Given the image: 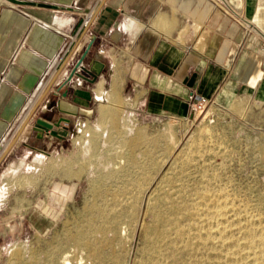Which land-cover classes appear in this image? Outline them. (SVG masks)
<instances>
[{"label": "crops", "instance_id": "0c3cea01", "mask_svg": "<svg viewBox=\"0 0 264 264\" xmlns=\"http://www.w3.org/2000/svg\"><path fill=\"white\" fill-rule=\"evenodd\" d=\"M261 33L263 0H0V137L24 117L30 99L36 108L6 157L20 146L45 152L72 145L100 107L105 119L109 107L138 119L140 112L148 119L192 117L191 93L262 126ZM92 36L86 60H102L101 75L95 83L74 78L55 95ZM60 98L80 112H59ZM62 115L71 121L57 129L61 138L48 130L38 137L37 118Z\"/></svg>", "mask_w": 264, "mask_h": 264}, {"label": "rangeland", "instance_id": "374dc122", "mask_svg": "<svg viewBox=\"0 0 264 264\" xmlns=\"http://www.w3.org/2000/svg\"><path fill=\"white\" fill-rule=\"evenodd\" d=\"M109 108L108 118L100 107L91 124L76 130L72 145L54 144L45 152L20 146L0 159V191L5 185L9 189L0 205V264H33L37 255L45 261L54 249L70 246L88 206L102 202L99 193L110 196L109 189L135 178L144 188L134 189L135 216L121 224L122 237L114 246L119 262L106 246L91 264H153L146 250V228L154 219L148 209L151 192L162 186L191 193L207 188L238 206L241 218L264 225V125L213 104L182 120L148 119L142 112L138 119ZM121 158L128 160L120 165ZM67 162L78 176L64 175ZM92 175H101L96 188ZM151 203L156 211H166L160 200ZM165 256L160 264H186L180 256L188 257Z\"/></svg>", "mask_w": 264, "mask_h": 264}, {"label": "bare ground", "instance_id": "6f19581e", "mask_svg": "<svg viewBox=\"0 0 264 264\" xmlns=\"http://www.w3.org/2000/svg\"><path fill=\"white\" fill-rule=\"evenodd\" d=\"M126 160L121 158L118 164ZM69 163L64 168V175L78 176L76 174L80 172L71 170ZM11 172L16 171L13 169ZM124 173L119 174L122 179L127 177ZM98 177L91 179L93 183ZM131 180V183L124 181L109 189L110 196L106 192L99 193L102 202H93L88 206L84 223L78 225L70 236V246L54 249L45 261L38 255L32 257L33 264H91V261L102 256L100 248L106 246L111 249L108 254L110 258L118 261L120 252L114 246L122 237L119 233L121 224L135 216V202L132 200L134 189L144 188L140 186L142 182L138 178ZM24 181L29 183L30 177L25 176ZM95 184L94 188L97 187ZM8 190L6 185L2 187L0 205L6 200ZM156 190L150 191V200L163 202L166 211H156L149 202L151 208L148 211L153 213L154 219L146 228V250L153 264H160L162 257L175 255L176 252L188 256H180V261L186 264H264V225L255 219L241 218V209L225 196L207 188L197 189L195 193L188 192L182 186H162L160 191ZM185 221L188 223L184 224Z\"/></svg>", "mask_w": 264, "mask_h": 264}, {"label": "water", "instance_id": "95a60500", "mask_svg": "<svg viewBox=\"0 0 264 264\" xmlns=\"http://www.w3.org/2000/svg\"><path fill=\"white\" fill-rule=\"evenodd\" d=\"M94 40H95V36H92V39H91L90 43L88 44V46L86 47L85 51L72 64L71 69H70L69 74L67 75L66 79L61 83L58 90L54 92L55 95H58V92L63 87H65L69 82H71L74 78L83 79V80H86L90 83H95L97 81L98 77L101 75V73L105 67V63L98 58L93 59L91 61L86 60L87 55L91 49V46H92ZM45 94H47V91H45L42 96H44ZM61 96H62V98H65L67 96V91H64ZM56 107H57V110L63 114L77 115L80 112L78 106L67 107L65 104V101L62 100L61 98L59 100H57ZM35 112H36V108L34 106V108H32V110L29 112V114H28L26 120L24 121L21 129L19 130L18 134L15 136V138L11 142V144L8 147L7 151L5 152L4 156H6L7 153L9 152V150H11V148L15 144L17 138L19 137V133L25 128V126L29 122L30 118H32V116L35 114ZM70 121H71V119L68 116H63V115L58 117L57 120H55V121H50V120H47L43 117H39L36 119V121H35L36 125L33 127V129L36 132H38V137H42L43 134L45 133V131L48 130L51 135H54L56 137L61 138L62 136L58 132L57 129L59 127H65L66 128L67 127L66 123H69Z\"/></svg>", "mask_w": 264, "mask_h": 264}, {"label": "built area", "instance_id": "2783aa9c", "mask_svg": "<svg viewBox=\"0 0 264 264\" xmlns=\"http://www.w3.org/2000/svg\"><path fill=\"white\" fill-rule=\"evenodd\" d=\"M263 3H264V0H263ZM93 19H94V12L92 10L86 12L84 19H83V22H82V27L89 29L90 25L92 24ZM261 35L264 38V34L261 33ZM104 51L105 50H102V52H104ZM44 84H45V80L42 79L38 84V91L42 90V88L44 87ZM188 100H189L190 107H191L192 111H194V112H202L206 109L207 106L212 105L215 102L213 99L211 100L205 96L197 95L194 93L190 94ZM29 103H30L29 106H27L24 110L25 111L24 117H22V119L18 120V123L16 125L13 124L9 128L8 132L3 137H0V159L4 156L5 152L7 151L8 147L10 146L11 142L13 141V139L15 138V136L18 134L19 130L21 129L24 121L26 120V118L29 114V111H31L30 109L32 107L31 104L33 103V99H30Z\"/></svg>", "mask_w": 264, "mask_h": 264}]
</instances>
